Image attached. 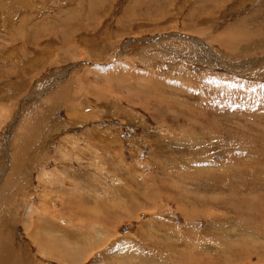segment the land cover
<instances>
[{"label":"rangeland","instance_id":"rangeland-1","mask_svg":"<svg viewBox=\"0 0 264 264\" xmlns=\"http://www.w3.org/2000/svg\"><path fill=\"white\" fill-rule=\"evenodd\" d=\"M33 1L0 0V194L18 199L5 264H69L32 246V203L109 241L84 264H115L126 242L131 264H264V0ZM163 235L170 254L150 241Z\"/></svg>","mask_w":264,"mask_h":264},{"label":"bare ground","instance_id":"bare-ground-1","mask_svg":"<svg viewBox=\"0 0 264 264\" xmlns=\"http://www.w3.org/2000/svg\"><path fill=\"white\" fill-rule=\"evenodd\" d=\"M82 3V2H81ZM79 4V3H78ZM77 5V4H76ZM71 11V10H70ZM77 14V13H76ZM79 14V13H78ZM59 15V14H58ZM63 15V14H62ZM78 17V16H77ZM59 18V17H58ZM70 19V18H69ZM80 19V18H79ZM59 20V19H58ZM72 20V19H71ZM68 24V23H67ZM65 26H67V25H65ZM43 27V26H42ZM9 28V27H8ZM55 32V31H54ZM38 34V33H37ZM77 34V33H76ZM180 37V36H179ZM181 38H183V37H181ZM22 39V41H23V37L21 38ZM184 39H187V38H184ZM194 39V38H193ZM192 39V40H193ZM31 40V39H30ZM241 40H244V38L243 39H241ZM245 40H247L246 38H245ZM244 40V41H245ZM25 41H26V39H25ZM143 41H145V40H143ZM219 40H216V42H218ZM253 41V40H252ZM25 43V42H24ZM43 43V42H42ZM228 43H231V44H234L235 45V47H237V45L239 44V43H237L234 39H232V38H230V42H228ZM21 45V44H20ZM27 45H28V43H27ZM37 45V44H36ZM225 45V44H224ZM261 45V44H260ZM26 46V45H25ZM34 46V45H33ZM38 46V45H37ZM36 46V47H37ZM59 46V45H58ZM226 46V45H225ZM21 47H22V45H21ZM27 47V46H26ZM25 47V48H26ZM228 48H232V50L234 49V47H229V46H227ZM244 48V47H243ZM233 52H235V49H234V51ZM241 54H243L242 52H240ZM239 55V54H238ZM57 59V58H56ZM263 61V60H262ZM260 64V63H259ZM229 67V66H228ZM232 67H234L233 65H232ZM240 67V66H239ZM236 68H238V67H236ZM263 68V67H262ZM233 70V69H232ZM259 70H261V69H259ZM235 71V70H234ZM233 72V71H232ZM249 72V71H248ZM59 86H60V84H59ZM58 87V86H57ZM187 91V90H186ZM64 97V96H63ZM129 97V96H128ZM150 97V96H149ZM48 98V97H47ZM50 98V97H49ZM60 98V97H59ZM152 98V97H151ZM164 97L162 96V95H159L158 96V101H159V103H160V105L162 106L163 104L164 105H171V104H175V105H178V102H172L171 100H169V99H166V98H164ZM149 99V98H148ZM185 101V100H184ZM45 102V101H44ZM186 102V101H185ZM186 106V104L185 103H181L180 104V108H186L185 107ZM188 111V113H189V106H188V108H186ZM185 109V110H186ZM193 111V110H192ZM190 114V113H189ZM188 114V115H189ZM189 117V116H188ZM205 120V119H204ZM198 123V122H197ZM205 123V122H204ZM202 124H203V121H202ZM202 126V125H201ZM240 134V135H239ZM241 134L242 133H238V134H236V135H238L237 137H240L241 136ZM244 134V133H243ZM237 137H235V138H237ZM246 137V136H245ZM250 146H252V145H250ZM259 149V148H258ZM86 150V149H85ZM247 150V149H246ZM263 151V150H262ZM264 152V151H263ZM262 153V152H261ZM238 154H240L239 152H238ZM221 156V155H220ZM240 157H244V158H249V161H251L252 160V156H251V152L249 151V153H242L241 155H240ZM209 159H211V158H209ZM215 159V158H214ZM231 159V158H230ZM208 160V159H207ZM212 160V159H211ZM27 161H29V160H27ZM184 161V160H183ZM209 161V160H208ZM11 162H13V160H11ZM30 162V161H29ZM159 163V162H158ZM164 163H166L167 164V162H164ZM163 163V164H164ZM257 163V162H256ZM166 164H164V165H166ZM173 164V163H172ZM176 164V163H175ZM162 166V165H161ZM175 165H173L172 167H174ZM168 167V166H167ZM234 167H236V166H234ZM234 167H232L231 169H229L228 171L229 172H231V173H229V174H232V175H229L228 174V178H230L231 177V179L233 178V179H237V178H239L240 179V177H242V176H245L246 178L247 177H251L250 175H252V178H250V180H253L254 182H255V180L253 179V178H255L254 176V174H257L258 176L260 175V170L258 171L256 168H252V169H250V175H249V173H243V172H241V174L240 175H237V178H236V174H238L239 172H240V168L239 167H236L237 169L235 170V172L233 171V168ZM166 167L164 168V170H162V172H165V173H168L169 174V172H167L166 170ZM175 169H177V168H175ZM188 169H189V167H188ZM187 169V170H188ZM11 170V169H10ZM15 169L13 168L12 169V171H14ZM21 170V169H20ZM224 170V169H223ZM239 170V171H238ZM222 171V170H221ZM225 171V170H224ZM248 171V170H247ZM45 172V171H44ZM141 172V171H140ZM13 173V172H12ZM42 173V172H41ZM188 173V172H187ZM16 174V173H15ZM15 174H13V175H15ZM163 173H161V175H162ZM179 174V173H178ZM186 174V173H185ZM184 174V176H186V175H189V173L188 174H186L185 175ZM207 174H213L212 176H214L215 174L213 173V172H209V173H207ZM226 174H227V171H226ZM263 174V173H262ZM10 176H11V174H9ZM17 175V174H16ZM38 175H41V174H38ZM44 175H48L46 172H45V174ZM151 175V174H150ZM222 175H223V173H222ZM22 176V175H21ZM174 176H179V175H177V174H175ZM182 176V175H181ZM180 176V177H181ZM183 176V177H184ZM28 177V176H27ZM39 177V176H38ZM42 177V176H41ZM49 177H51V176H49ZM60 177V176H59ZM173 177V176H172ZM183 177H181V179L183 178ZM215 177V176H214ZM8 178H10V177H8ZM7 178V179H8ZM12 178H14V177H12ZM185 178V177H184ZM210 178V177H209ZM224 178L225 177H223V179H221L220 180V182H224ZM15 179V178H14ZM20 179V178H19ZM28 179V178H27ZM42 179V178H41ZM68 179V178H67ZM188 179H189V177H188ZM187 179V180H188ZM16 180V179H15ZM21 180H23V179H21ZM29 180V179H28ZM27 180V181H28ZM17 181V180H16ZM16 181H14V183H13V185H15V189H16V187H17V182ZM24 181V180H23ZM45 181V180H44ZM219 181V180H218ZM16 182V183H15ZM49 182H50V180H49ZM242 182V181H241ZM260 182V181H259ZM8 183H9V180H8ZM11 183V182H10ZM47 183V182H46ZM230 183V182H229ZM242 183H244V182H242ZM246 183V182H245ZM250 183L251 182H247L246 184L248 185L247 186V188L248 189H251L252 187H253V184L252 185H250ZM258 183V182H257ZM21 184V183H20ZM19 184V185H20ZM28 184V183H27ZM75 184V183H74ZM227 184V183H226ZM48 185V184H47ZM29 186V185H28ZM46 186V185H45ZM258 186H259V184H258ZM19 187V186H18ZM242 187V186H241ZM29 188V187H28ZM263 188V190H264V186L262 187ZM117 189V191L119 190L118 188H116ZM242 189V188H241ZM240 189V190H241ZM246 189V188H245ZM231 190V189H230ZM247 190V189H246ZM17 191L19 192V189H17ZM238 191V190H237ZM248 192H249V190H247ZM21 192V191H20ZM240 192V191H239ZM160 193V192H159ZM184 193V192H183ZM189 193V192H188ZM232 193H233V191H232ZM7 194V193H6ZM6 194L5 195H3V194H0V264H5V262H4V259H3V257L4 256H2V255H4V254H6L7 253V251L8 252H10L11 250H12V248L10 247V246H4V239L5 238H10L11 237V234L14 232V225H15V218H13L12 216H11V214L9 215V213H8V209H7V206L9 205V204H11L12 206H15V207H18V205H17V202H18V199H16V204H15V201L14 200H11L9 203L6 201V199H5V197H7L6 196ZM42 194H43V192H42ZM161 195H162V193H160ZM144 195V194H143ZM233 195H235V194H233ZM233 195H231V196H233ZM237 195V194H236ZM247 195V194H246ZM9 196V195H8ZM42 196V195H41ZM138 196V195H137ZM158 196V195H157ZM240 196H242V195H240ZM249 196V195H248ZM262 196L264 197V194L262 193ZM46 197V196H45ZM49 197V196H48ZM81 197L82 198H85V197H83L82 195H81ZM134 197V196H133ZM161 197V196H160ZM184 197V196H183ZM234 198H235V196H233ZM238 197V196H237ZM14 198V197H13ZM220 198V197H219ZM251 200H253V199H256L257 200V197H252V198H250ZM8 200V199H7ZM83 200V199H82ZM90 200H92V198H90ZM142 200V199H141ZM219 200V199H218ZM245 201H246V199H244ZM19 201H21V199L19 200ZM42 201V200H41ZM43 201H44V199H43ZM86 201H88V197H86ZM189 201V200H188ZM59 202V201H58ZM92 202V201H91ZM94 202V201H93ZM132 202H134V201H132ZM176 202V201H175ZM223 202H226V200H224ZM21 203V202H20ZM138 203V202H137ZM221 203V202H220ZM22 204L23 203H21V206H22ZM134 204H135V202H134ZM248 204H250L249 202H248ZM40 205H41V207H42V210H45V211H47V205H46V203H40ZM39 205V206H40ZM93 205V204H92ZM91 205V206H92ZM95 205V204H94ZM106 205V204H105ZM138 205V204H137ZM252 205H254V204H252ZM251 205V206H252ZM20 206V205H19ZM109 206V205H108ZM182 206V205H181ZM245 206V205H244ZM14 207V208H15ZM135 207H136V204H135ZM21 208V207H20ZM94 208V207H93ZM109 208V207H108ZM181 208V207H180ZM233 208V207H232ZM236 208H238V206L236 207ZM241 208V207H240ZM246 208V207H245ZM250 207L248 206V208L247 209H249ZM255 208V207H254ZM254 208H253V210H254ZM86 209H89V208H85L84 210H86ZM95 209V208H94ZM247 209H245V210H247ZM252 209V208H251ZM251 209L249 210V211H251ZM41 210V211H42ZM241 210V209H240ZM259 210H261L262 211V209L260 208ZM20 211V210H19ZM112 211V210H111ZM260 211V212H261ZM16 212V211H15ZM39 212V209L37 210V208L36 207H34L33 206V203H32V205L31 204H29L28 205V208H27V210H25V214H23L24 215V219H25V222H24V224H22V225H24L23 227H24V232L27 234L26 236H28L29 237V240H31V244H32V246H34L35 248H37V250H36V252H37V254L39 253V256H43V257H46V256H52V253L54 254V256H52V257H54V260L56 259V261H63V262H67V261H69V264L71 263V264H84V262H82L81 260H84L83 258H82V256H86L87 258H88V256H89V254L88 253H90V252H92L93 250H95V249H100V248H103L109 241L107 240V241H103V240H101L100 238H101V236L100 235H89L88 233H86L85 234V236H84V238L82 239L81 238V236H77V238H81V239H74V237L75 236H73V235H71V234H68V233H66L65 231H62L57 225L56 226H54V225H52V223L51 224H46L45 225V223H46V221H47V219L45 218V217H43V215H41L40 213H38ZM49 212V211H48ZM57 212V211H56ZM100 212V211H99ZM241 212V211H240ZM248 212V211H247ZM54 213H55V211H54ZM245 213V212H244ZM252 213V212H251ZM251 213H249V214H251ZM255 213V212H254ZM257 213V212H256ZM16 215H17V213H15ZM48 214V213H47ZM92 215V216H91ZM259 215V214H258ZM262 215V214H261ZM32 216H36V222H35V224L33 225V227H32V233L30 232H28V229H27V227H28V222L30 221V217H32ZM46 217H47V215H45ZM108 216H110L109 215V213H108ZM260 216V215H259ZM43 217V218H42ZM89 217H92L94 220H97V218H98V215L95 213V211L93 210V211H91L90 212V216ZM82 217L80 216V219H81ZM93 219L92 220H90V218H88V220L86 221V223L84 224V226H85V229H88V228H91V233H100L98 230H96L97 228H99L98 226V224L97 223H95L96 225H94L93 226V224H94V222H93ZM245 219V218H244ZM248 219V218H247ZM250 219V218H249ZM248 219V220H249ZM99 222V221H98ZM246 222V221H245ZM262 222V221H261ZM14 223V224H13ZM32 223H34V222H30L29 224H32ZM16 226V225H15ZM165 226V225H164ZM22 227V226H21ZM97 227V228H96ZM162 227H163V225H160L159 226V228L160 229H162ZM29 228V227H28ZM16 229V228H15ZM30 229V228H29ZM164 229H167V228H165L164 227ZM101 230V229H100ZM168 230V229H167ZM212 230V229H211ZM217 230V229H216ZM87 231V230H86ZM98 231V232H97ZM102 231H104V229L102 230ZM83 232H85L84 230H83ZM213 232V231H212ZM8 233H11V234H8ZM80 234H82L81 232H79ZM32 235V236H31ZM166 235V234H165ZM168 236V235H167ZM166 236V237H167ZM34 237H37V238H44V241H45V243H47L48 245H50L51 247H52V249L51 250H48L46 247H45V245L43 244V242H41V241H38V240H36ZM161 238H162V241H161ZM13 239V238H12ZM141 239V238H140ZM150 240V239H149ZM150 241H152L151 243L153 244V245H159L160 243H162V248L164 247L165 248V251L167 252H165V251H163V252H165L166 254H170V253H172L171 252V249H168L169 247H170V245H169V243L167 242V241H169V239L168 238H165L164 237V235L162 236V237H160V238H153V239H151ZM178 241V240H177ZM3 242V245L1 244ZM14 242V241H13ZM71 242H75V247L73 246V245H71ZM173 242V241H172ZM171 241H170V243H172ZM130 243V242H129ZM129 243L128 242H126V243H120L119 245H117L116 246V248H115V250L116 251H118V253H117V255L119 256V260H121L122 262L123 261H127V262H129L130 263V261H132V259H131V257H129V258H127V255L125 254V251L124 250H127V249H131L132 251H135V252H137V250H136V248H134V247H132V246H130L129 245ZM9 244V243H8ZM72 244H74V243H72ZM176 244V243H175ZM71 247H73V248H71ZM153 248V247H152ZM161 248V247H160ZM15 253V252H14ZM176 253V252H175ZM13 254V253H12ZM12 254H10V256L12 255ZM18 255H19V258H20V254L18 253ZM102 255V253L100 254V256ZM172 255V254H171ZM2 256V257H1ZM15 256H17V255H15ZM27 256V255H26ZM30 256V255H29ZM38 256V255H37ZM91 256V255H90ZM187 256V255H186ZM9 257V256H8ZM31 257V256H30ZM35 257V256H34ZM179 257V256H178ZM21 258H22V255H21ZM11 259H12V257H11ZM15 259V258H14ZM50 259V258H49ZM89 259V258H88ZM52 260H53V258H52ZM118 260V261H119ZM20 261H23L22 259H20ZM35 261H36V259H35ZM117 261V262H118ZM107 262H108V264L109 263H111V261H108L107 259H105L104 260V258L102 259V258H97V263L96 264H107ZM113 262L115 263V264H118L115 260H113ZM37 263V262H36ZM94 263V261L92 262V264ZM121 263V262H120ZM128 263V264H129ZM132 263H133V261H132ZM134 263L135 264H168L167 262H161V261H158L157 259H155V258H149L148 259V261H144V262H139V263H136L135 261H134ZM187 263V262H186ZM33 264V263H32ZM35 264V263H34ZM39 264V263H38ZM44 264V263H43ZM131 264V263H130Z\"/></svg>","mask_w":264,"mask_h":264},{"label":"crops","instance_id":"crops-1","mask_svg":"<svg viewBox=\"0 0 264 264\" xmlns=\"http://www.w3.org/2000/svg\"><path fill=\"white\" fill-rule=\"evenodd\" d=\"M18 1H19V0H18ZM26 1H30V0H26ZM31 1L33 2V5L36 6V5H35V2H34L33 0H31ZM199 46H200V45H199ZM0 98H1V92H0Z\"/></svg>","mask_w":264,"mask_h":264}]
</instances>
